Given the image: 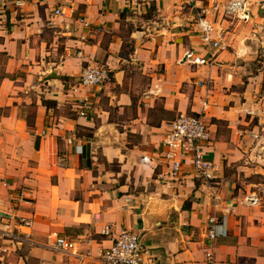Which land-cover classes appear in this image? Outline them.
<instances>
[{
	"label": "crops",
	"instance_id": "obj_1",
	"mask_svg": "<svg viewBox=\"0 0 264 264\" xmlns=\"http://www.w3.org/2000/svg\"><path fill=\"white\" fill-rule=\"evenodd\" d=\"M234 1L246 20L225 12ZM59 6L0 0V264H74L47 237L95 252L122 230L155 264H264V0ZM202 11L221 46L211 67L183 58L206 54ZM95 66L108 81L80 86ZM180 113L207 125L210 179L190 160L168 175L162 141Z\"/></svg>",
	"mask_w": 264,
	"mask_h": 264
},
{
	"label": "built area",
	"instance_id": "obj_2",
	"mask_svg": "<svg viewBox=\"0 0 264 264\" xmlns=\"http://www.w3.org/2000/svg\"><path fill=\"white\" fill-rule=\"evenodd\" d=\"M60 6L54 11L56 16L62 15V8L72 6L77 1L87 2L88 0H57ZM21 2H18V5ZM228 14H235L239 20L248 18L247 10L240 1H234L228 4L225 9ZM206 11L201 12L198 26L202 34V41L205 43L206 54L200 55L192 49L186 50L183 54L185 61L193 66L211 67L214 63L215 55L221 48L218 41L211 36L213 27L205 21ZM83 25H86L85 22ZM109 79L108 72L102 67H90L85 69L78 77L77 82L82 87H99ZM86 100H83L85 103ZM207 106L203 104V109ZM84 112H80L83 116ZM208 131L206 123L197 116L185 113L178 114L167 127L164 139L162 141L165 147L163 160L167 167L168 175L178 180L183 163L190 160L191 165L197 177L207 180L211 177L213 165L207 160L202 152L203 143L208 140ZM247 202L254 205L257 199L250 197ZM208 224L213 226L214 219H209ZM21 225L31 227L32 222L22 220ZM103 235H112L109 226H105L101 232ZM208 236L211 239L216 237L214 230H209ZM45 245L49 248L70 255L76 259L74 264H155L149 250L142 246L137 234L122 230L112 240L111 245L106 248H98L95 252L87 251L79 253L75 250L74 242L70 240L57 238L56 236L47 237Z\"/></svg>",
	"mask_w": 264,
	"mask_h": 264
},
{
	"label": "rangeland",
	"instance_id": "obj_3",
	"mask_svg": "<svg viewBox=\"0 0 264 264\" xmlns=\"http://www.w3.org/2000/svg\"><path fill=\"white\" fill-rule=\"evenodd\" d=\"M4 59H5L4 57H0V65L3 64ZM1 70H2V68H1V66H0V73H1Z\"/></svg>",
	"mask_w": 264,
	"mask_h": 264
},
{
	"label": "trees",
	"instance_id": "obj_4",
	"mask_svg": "<svg viewBox=\"0 0 264 264\" xmlns=\"http://www.w3.org/2000/svg\"><path fill=\"white\" fill-rule=\"evenodd\" d=\"M27 125H28V126H30V125H31V124H30V119H29V121L27 120Z\"/></svg>",
	"mask_w": 264,
	"mask_h": 264
}]
</instances>
